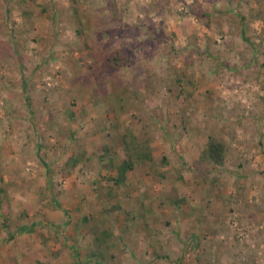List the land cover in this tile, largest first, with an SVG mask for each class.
Listing matches in <instances>:
<instances>
[{
	"label": "rangeland",
	"instance_id": "1",
	"mask_svg": "<svg viewBox=\"0 0 264 264\" xmlns=\"http://www.w3.org/2000/svg\"><path fill=\"white\" fill-rule=\"evenodd\" d=\"M224 8L261 33L245 42ZM258 12L264 0H0V264H264ZM117 49L130 61L109 71ZM128 132L154 160L118 186ZM211 136L228 151L203 176ZM145 186L165 212L151 196L138 210ZM183 207L198 220L171 214Z\"/></svg>",
	"mask_w": 264,
	"mask_h": 264
},
{
	"label": "trees",
	"instance_id": "2",
	"mask_svg": "<svg viewBox=\"0 0 264 264\" xmlns=\"http://www.w3.org/2000/svg\"><path fill=\"white\" fill-rule=\"evenodd\" d=\"M247 3L249 0H245ZM197 16L201 18H206L207 22L210 24L212 22L213 15H209L204 13L201 10V4L199 1H196ZM195 6V7H196ZM223 10V17L227 18V21L231 27L234 28L235 31H241L242 37L244 38V41L248 43L251 42V36L246 35L249 31H254L251 27H247L245 25V22L247 21V18L238 10L235 11L232 9H222ZM195 10L192 9V12ZM217 11H213V13H216ZM254 13V11H251ZM230 14L232 16H230ZM253 18H259L264 22V17L261 16V13L258 12L254 15ZM231 17V18H230ZM217 24H221V20H215ZM246 36V38H245ZM256 39H262V35H258L255 37ZM262 42V41H261ZM255 44L253 43L252 46ZM212 57V56H211ZM214 62H218L217 57H212ZM130 61V55L128 52L124 51L123 49H117L114 52L110 53L107 57L106 61V68L109 71H115L118 69L123 68L126 66ZM219 67V66H218ZM123 141L126 145V153H127V159L123 160L121 163L114 165V159H111V165L116 166L118 177L115 180L114 183H116L118 186H125L127 184V176L128 173L132 170H134L137 166H140L142 164H147L149 162H153L154 156L151 144L148 141L140 142L138 138L132 133L128 132L124 135ZM227 146L223 141H220L217 137L211 136L209 137V140L205 146V149L203 150L200 159L194 163L198 173L200 175H205L209 172L208 168L218 167L222 168L225 165L226 156H227ZM165 161V160H164ZM79 162L78 156H73L68 160V165L71 167H76ZM57 202V201H55ZM58 207H60V204H57ZM146 210H149L146 208ZM151 211V210H149ZM7 227V226H6ZM35 230V226L32 225V227H21L20 232H26L31 233ZM13 236V235H12ZM96 258L95 253H91L88 257V262L94 263V260ZM78 259V258H77ZM78 261V260H77ZM94 264H101L100 262L94 263Z\"/></svg>",
	"mask_w": 264,
	"mask_h": 264
},
{
	"label": "crops",
	"instance_id": "3",
	"mask_svg": "<svg viewBox=\"0 0 264 264\" xmlns=\"http://www.w3.org/2000/svg\"><path fill=\"white\" fill-rule=\"evenodd\" d=\"M217 6H215V8H216ZM247 21H249V19L247 20ZM246 21V22H247ZM247 24H251V25H248L247 27H249V26H253L254 28H256L255 30H256V32L257 33H261V30H260V32H258L257 31V26H259L261 23H260V21H257V22H255V23H252V22H247ZM256 26V27H255ZM246 27V28H247ZM254 28H253V30H254ZM261 29V28H260ZM255 30L254 31H252V35H254L255 34ZM264 43V42H263ZM257 44V43H256ZM258 46H259V49L261 48V49H263L264 47H262L261 46V43H258L257 44ZM264 50V49H263ZM256 53V52H255ZM252 82V81H251ZM260 95V94H259ZM189 150H190V148H188ZM195 154H197L196 152L194 153V158L193 159H195V160H197L198 159V156H199V154H200V152L198 153V156L196 157L195 156ZM192 159V160H193ZM41 166H44V168L46 169V170H49L48 169V167H49V165L48 164H46L44 161H41V163H40V165L38 164V167H40V169L41 170H43V167H41ZM130 184H132L131 182H130ZM139 184V183H138ZM140 184H146L144 181H142V183H140ZM141 188H143V186L141 187ZM145 188H146V191L144 190L142 193H140V195L137 197L138 198V210L139 211H141V209H145L146 210V208H148V209H150L147 205L149 204V203H151L152 201H150V200H148V199H146V200H142L144 197L145 198H147V197H149V196H151V199L154 201V200H156L157 199V196L158 195H156L155 194V192L153 191V188H156L155 186H151V187H146L145 186ZM155 198V199H154ZM195 198H196V203H197V206L196 207H203V209H206L207 208V205H211V203H209L208 201H210L211 199H208V198H205V199H203V196L202 195H197V196H195ZM148 200V201H147ZM169 202H172V200L171 201H169ZM146 203V204H145ZM204 205H206L205 207H204ZM164 199L163 198H159V199H157V202H156V211H157V213H159V214H162L163 212H165L166 210H165V208H164ZM208 206V207H209ZM178 210H173L172 212H171V214H175L176 215V213L178 212V216H180V217H183V216H186V217H188L189 215L190 216H193L194 217V219H196V220H198V215L196 214V211H195V213L194 212H192V210L190 209L189 211L185 208V207H183L182 209H180V208H177ZM202 209V210H203ZM202 210H200V211H198L197 213H199V212H201ZM213 213H215V212H213ZM163 217H165V216H163ZM212 217V218H211ZM210 217V219L212 220V222H215V215L213 214L212 216ZM156 226H158V225H156ZM161 226H163V223L161 224ZM144 230H145V228H144ZM140 231H138L137 233H139Z\"/></svg>",
	"mask_w": 264,
	"mask_h": 264
}]
</instances>
